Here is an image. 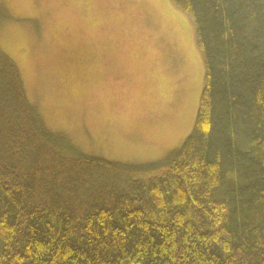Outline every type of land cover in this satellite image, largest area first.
Listing matches in <instances>:
<instances>
[{
	"label": "trees",
	"instance_id": "trees-1",
	"mask_svg": "<svg viewBox=\"0 0 264 264\" xmlns=\"http://www.w3.org/2000/svg\"><path fill=\"white\" fill-rule=\"evenodd\" d=\"M170 1L204 76L191 131L155 163L50 132L0 50V264H264V0Z\"/></svg>",
	"mask_w": 264,
	"mask_h": 264
},
{
	"label": "rangeland",
	"instance_id": "rangeland-1",
	"mask_svg": "<svg viewBox=\"0 0 264 264\" xmlns=\"http://www.w3.org/2000/svg\"><path fill=\"white\" fill-rule=\"evenodd\" d=\"M0 50L45 128L82 154L161 161L191 131L203 63L170 0H0Z\"/></svg>",
	"mask_w": 264,
	"mask_h": 264
}]
</instances>
